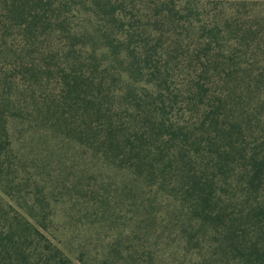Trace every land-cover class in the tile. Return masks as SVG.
I'll return each instance as SVG.
<instances>
[{
  "label": "trees",
  "instance_id": "obj_1",
  "mask_svg": "<svg viewBox=\"0 0 264 264\" xmlns=\"http://www.w3.org/2000/svg\"><path fill=\"white\" fill-rule=\"evenodd\" d=\"M50 77L56 100L23 103ZM35 114L118 172L140 224L186 257L264 264V1L0 0V189L14 201L12 123ZM30 195L25 212L0 198V264H77Z\"/></svg>",
  "mask_w": 264,
  "mask_h": 264
},
{
  "label": "rangeland",
  "instance_id": "obj_2",
  "mask_svg": "<svg viewBox=\"0 0 264 264\" xmlns=\"http://www.w3.org/2000/svg\"><path fill=\"white\" fill-rule=\"evenodd\" d=\"M175 1L206 4L215 0ZM34 91L35 94L26 91L24 96L21 93L23 103L29 101L30 95L41 105L46 100H56L57 83L52 77L46 78ZM32 118L31 125L24 120L12 123L19 154L13 181L21 197L14 201L0 189V198L25 212L17 202L23 207L31 206L35 199L30 194L43 192L48 201L43 207L50 214L48 235L77 264L81 259L94 263L109 255L115 264H134L132 255L137 261L153 258L155 264H197L195 258L186 257L183 246L173 238H159L151 227L140 224L133 193L125 188L118 172L93 162L83 149L47 130L43 125L51 124L43 122L42 116L35 114Z\"/></svg>",
  "mask_w": 264,
  "mask_h": 264
}]
</instances>
